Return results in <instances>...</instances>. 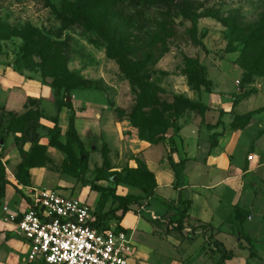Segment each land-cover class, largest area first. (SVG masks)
I'll return each instance as SVG.
<instances>
[{"label":"rangeland","instance_id":"374dc122","mask_svg":"<svg viewBox=\"0 0 264 264\" xmlns=\"http://www.w3.org/2000/svg\"><path fill=\"white\" fill-rule=\"evenodd\" d=\"M99 1L51 0V5L64 13L72 3L85 14ZM171 1L178 11L166 6V12L156 3L140 7L152 11V19L158 12L175 16L168 24L178 31L174 37L162 30L159 18L147 28L110 16V49L81 25L62 21L47 0H0V163L22 193L28 187L65 190L63 195L85 198L96 209L101 193L91 186H103L109 195L104 212L138 201L129 206L135 216L127 215L125 226L132 230L140 214L158 226L145 234L143 222L133 236L135 251L149 249L145 264H218L223 254L224 264H264V74L239 62L248 61L242 56L246 39L264 29V0ZM114 51L115 58L109 57ZM142 88L152 93L151 106H143V99L140 104ZM142 106L144 124L162 129L164 139L157 144L132 120ZM178 111L180 130L169 128ZM193 131L199 135L190 140ZM171 141L186 156L192 149L201 161L179 171L174 189L199 187L214 210L211 222L198 219L194 213L203 207L198 201L182 233L176 220L184 207L170 199L171 189L169 199L156 194V173L167 177ZM216 149L222 156L205 166ZM191 175L199 181H186ZM154 181L152 197L131 184L149 189ZM7 188L11 210L22 195ZM22 255L17 264H24Z\"/></svg>","mask_w":264,"mask_h":264},{"label":"built area","instance_id":"2783aa9c","mask_svg":"<svg viewBox=\"0 0 264 264\" xmlns=\"http://www.w3.org/2000/svg\"><path fill=\"white\" fill-rule=\"evenodd\" d=\"M15 211L4 206V223L15 227L26 251L25 264H130L133 234L96 227L95 210L85 198L58 189L28 187Z\"/></svg>","mask_w":264,"mask_h":264},{"label":"trees","instance_id":"16d2710c","mask_svg":"<svg viewBox=\"0 0 264 264\" xmlns=\"http://www.w3.org/2000/svg\"><path fill=\"white\" fill-rule=\"evenodd\" d=\"M47 1L50 4L49 6H51V8L58 14V16L62 18V21H68V23H70L71 25H76V26L81 25L87 32H89V34L97 37L96 43L102 44L103 42H105L109 44L108 48L110 47V49L113 48L112 46L113 44L108 39V36H107L108 31H109L110 16L118 18L119 21L121 22H127V25H129V23L131 22L135 23L138 21L140 22L139 25L141 26L143 25V27H147V28L151 26L150 25L151 23L157 21L159 18L160 27L162 28V30L166 29L167 35L170 34V37H174L178 33V31L175 29L174 26H173L174 29L172 28V25L168 28L169 23L174 24V19L176 18L175 16H172V14H167V13L160 14V12H158L157 13L158 17L152 19V17H154L153 12L151 11L150 13H146L140 7V6H144L143 9L146 10L147 8H151L152 4L156 3L159 7L166 8L165 10L166 12L169 11L168 8H170L171 11L176 10V9L178 11L179 9L177 8L176 5H174V2L171 0H170L171 4H167L169 1L143 0L142 5H140L136 1L131 2V0H100L99 3H95V6H94L95 11H91L90 13H85V14L84 12H77V10L75 9L76 5L72 3H69L65 12L62 13L61 9H58L54 5H51L52 4L51 0H47ZM162 15L164 17V21L161 23ZM70 16H73V17H70ZM79 16H83L82 20L79 18ZM195 20L196 18L194 19L193 17V21ZM260 26L264 28L263 24ZM128 28L129 26L124 28V30H127ZM190 33L193 34L194 37L196 36V25L194 23H193V28L190 30ZM195 42L199 44L200 46H202L203 48H205L204 44L200 43L199 40L195 39ZM165 51H167V49H165ZM108 56L115 58V51H114V54H112L111 52L110 53L108 52ZM242 56L246 58L248 61L247 62L243 61L241 63V58H240L239 62H240L241 67L243 68L250 67L251 69L256 70V73L260 71L264 74V29L260 27L259 35H257V37H249L246 39V47L244 49ZM140 68L142 67L140 66ZM65 79L69 80L70 77L67 75ZM139 96H140V100H139L140 104L143 103L142 102V99H143L146 101L145 105L142 104L143 106L152 105L153 95L150 92V90L146 88H142V91ZM143 106L142 108H139L133 111L132 120L138 123L139 125L137 126H139L144 132H145V129H148L146 131L149 133L148 135L149 140L153 142V144H157L161 140L164 139V135H162L163 134L162 129L160 128L159 125L157 126L155 124H144L147 117H145L146 113L143 112V109L145 108ZM179 120H180V111H178L173 117L172 119L173 123L172 125L169 126V128L180 130ZM176 122L178 124H175ZM146 126H150V128H144ZM171 143L174 146L171 147L170 149V153L168 156V162H169V165L172 171L175 174V178H177L179 175V171L185 168L187 160L184 159L179 162L173 161L172 155L177 152V147L175 146L174 141H171ZM104 161L107 162V157L104 158ZM20 168L25 170L26 176L29 177V171L26 170V166L22 165ZM17 180L22 185L26 184L25 182L21 181L18 178ZM154 183H155L154 186H152L149 189L147 187H141V184L139 183L132 182L131 184L134 186L140 187L148 194V197H152L154 195L155 189L157 188L155 181ZM8 185L13 186L16 192H19L22 196H24L21 190L18 188V186L10 183L9 179L7 178L4 167L0 163V206L4 202V198L6 196V188ZM26 186H30V185L26 184ZM91 190L101 193L100 198L97 203V208L94 210H95V215L97 218L96 227H102L103 229L109 228L111 221L115 219L118 222L123 220L125 215L129 212L128 210V208H130L129 206L138 203V201L129 202L127 203V205H119L114 210L104 212V208L109 199V195L107 194V188L103 186L93 185L91 186ZM180 205H182L184 208L180 209L177 213L178 219L176 220L177 222L176 230L182 233L186 229L185 222L187 218L189 217V210L192 206V202L190 200L180 199ZM119 210H121L122 213L120 215H117V212ZM202 227L204 229L209 228V226L207 225H202ZM118 229L122 230L123 227L119 226ZM227 259L228 257L223 254L222 257L219 259L218 264H224Z\"/></svg>","mask_w":264,"mask_h":264},{"label":"crops","instance_id":"0c3cea01","mask_svg":"<svg viewBox=\"0 0 264 264\" xmlns=\"http://www.w3.org/2000/svg\"><path fill=\"white\" fill-rule=\"evenodd\" d=\"M186 129L189 130V128H187V127L182 128V133L184 131L183 134H186V132H185ZM188 132H190V131H188ZM188 134H190V133H188ZM198 135L199 134H198L197 131H193V135H190L191 136L190 140H193L194 138L196 139L198 137ZM220 151H219V149H216V152L211 156L212 158H209L207 160V164L205 166L210 165V164H213L214 161L217 160L216 159L217 157H221L222 156V153ZM187 158L190 159V160H188ZM172 159L175 162H179L181 160L186 159L187 160L186 166L189 165V164H193L194 163L195 165H193V167L191 169L195 168L201 162L197 158V154H195V152L192 151V149H190V155L186 156V154L184 153L183 149H181L179 147H177V152L172 155ZM168 164H169V162H168ZM168 164H166V167H167V174L166 175H167V177L162 175L164 178L162 180H160V176H161L160 172H157L156 173L157 179L159 180V182H158V188L156 190L157 196L158 197H161V198L167 199L168 198V195H165L166 194V190L168 191L169 189H171L173 191V193H174V195L172 194L173 195V198H170L171 200H175L176 199V200H178L179 203H180V199L181 200H190L192 202V206H191L190 209L195 210V211H196V207H197L198 201H200V202L203 203V207H202V210H201L200 213H198V214L194 213L196 215L195 217H197L198 219H200V220H202L204 222H211L213 220V212H214L213 206H212L213 205L212 204V200L207 199L206 196H204L201 192H197V190H198L199 187H196V188H193V189H189L186 186H182V188H179L178 190L174 189V186L173 185L176 184V179L174 177V174H173V171H172L170 165H168ZM201 171H203V170H196L194 173H197V172L199 173ZM206 175L209 176L208 174H206ZM201 176H203V174ZM166 180H167V182L164 183ZM185 180L186 181L190 180L191 182L192 181H199L197 179H194V176L193 175H191V179H188V177H186ZM9 189L10 188H6V196L4 198V202H6L5 203L6 204L5 205L6 207L8 205L7 204V194H8ZM186 194H188V197L187 198L185 197ZM20 199L22 201V198L21 197H20ZM2 205L3 206H1V208H0V254H1L0 264H17L18 262H20V260H19V253L23 254L22 255V261H23L26 248L22 244L20 237L16 235V233H15V227L14 226L7 225L6 223H4L3 218H2V216H3L2 215V212L4 214V211H3L4 204H2ZM167 205L169 206L168 203H167ZM17 207L16 206H14V208L11 207V211H15ZM148 207H150V206H148ZM171 208L172 207L170 205V209ZM217 208H218V204H217ZM159 209L161 210V212L159 214L160 215H163L165 213L164 212L165 210L163 208H159ZM204 212L205 213H208V219L207 220H204L202 218V215H203ZM129 214L134 215L133 213L128 212L125 215V217L123 218V220H121L120 222L117 221L118 222V225H120L121 227H123V228H125L127 230H130V228L128 226H125V220L127 219V217H128L127 215H129ZM159 214H155L153 212L152 215L153 216H157ZM140 215L139 216L137 215V219H136L135 223L132 224V226H131L133 229L130 230L131 232L129 231L130 233L133 234V236L135 235V233L137 231L140 230V226H141V224L143 222H144V225H146V226L143 225L144 226L143 227L144 230H142V232H144L145 234H147L153 228H157L158 227L156 225L157 222L156 223L150 222V220H147L146 221L145 220V217L146 216L144 217L143 215H141V216ZM189 215H190V213H189ZM150 217L151 216H149V218ZM146 218H148V217H146ZM165 227H166V225H165ZM167 228L168 227H166V230H167ZM10 233H12L14 235V236H12V239L13 240L10 237ZM14 237L18 241L16 239H14ZM10 245H13V247H11ZM134 245H136V244L134 243ZM10 250L13 251V255L11 254ZM148 251H149V249L145 251V249L143 247H140V250H139V248H137L136 251H135L134 259L136 257V258H138V260L140 262H142V264H145L144 263L145 256L148 254V257H149V252ZM4 252L7 253V254H9V255L5 254ZM15 256H17L18 258H15ZM140 257H142V259H140ZM7 260H8L9 263H7Z\"/></svg>","mask_w":264,"mask_h":264}]
</instances>
